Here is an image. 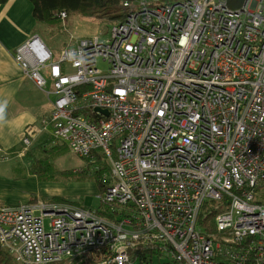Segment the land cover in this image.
I'll use <instances>...</instances> for the list:
<instances>
[{"label":"built area","instance_id":"built-area-1","mask_svg":"<svg viewBox=\"0 0 264 264\" xmlns=\"http://www.w3.org/2000/svg\"><path fill=\"white\" fill-rule=\"evenodd\" d=\"M123 5L109 39L72 35L58 59L39 34L16 50L39 88L51 80L54 137L112 161L100 199L123 216L1 206V244L21 264H264V0Z\"/></svg>","mask_w":264,"mask_h":264},{"label":"crops","instance_id":"crops-1","mask_svg":"<svg viewBox=\"0 0 264 264\" xmlns=\"http://www.w3.org/2000/svg\"><path fill=\"white\" fill-rule=\"evenodd\" d=\"M37 25L38 22L34 17V5L31 0H9L7 3L0 4V105L4 106L3 113H0V163L14 156L23 159L29 152H45L51 156L50 163L54 167L55 159L51 153L62 152L57 155L59 157L65 153L64 151L71 150L74 155L86 163L84 166L74 169L59 168L60 172L72 170L75 175H82L83 170H87L88 172H95V176L92 180L80 178L78 181H69V179L62 177L64 183H71V186L66 188L64 184L47 185L53 188V194H58L48 196L50 193L44 185L46 182L40 180L43 174L33 173L31 171L32 163L27 169V174L23 175L22 178L8 177L1 172L6 170L2 168L0 169V207L38 202L63 204L62 202H48L55 197H62L59 196L62 194L66 196L63 198L73 201V205L87 208L82 203L81 194L92 193L94 189L100 190L103 183V190L99 191L101 194L108 184L113 183L115 181L113 163L103 154L102 156L97 154V160L92 163V161L74 152L67 141L54 137L49 120L54 108L55 95L47 92L52 90V83L49 88L48 81L46 90L39 88L16 59L17 48L25 44L35 34ZM40 37L43 39L41 35ZM51 96L54 97L53 100ZM30 130L33 131V135L30 145L26 146L24 137ZM46 154L42 158L46 157ZM113 158H119L117 152ZM88 165L95 166V169H87ZM43 192L46 196L39 198L38 194L42 195ZM75 202H79L80 205ZM93 210L97 212V208ZM112 214L114 216L113 209ZM102 217L108 220H116L117 218L115 216ZM9 252L13 264H21L17 260V255L10 250ZM155 257L164 258L166 264H179L157 252H146L143 260H152L151 263H153ZM145 261L141 264H148Z\"/></svg>","mask_w":264,"mask_h":264},{"label":"rangeland","instance_id":"rangeland-1","mask_svg":"<svg viewBox=\"0 0 264 264\" xmlns=\"http://www.w3.org/2000/svg\"><path fill=\"white\" fill-rule=\"evenodd\" d=\"M176 0H173L174 2ZM130 10H126V13H128ZM119 24L116 22V20L113 21H98L93 19H85L84 16L79 15L77 13H71L69 17L66 20H63L61 23L56 25H48L46 23H38L37 28L35 30V34L39 33L43 39L46 41V43L49 45L51 50L54 53L55 59H58L60 56V53L62 49L70 42V37L72 35H85V36H93V35H99L102 40L109 39L111 35L112 28L114 25ZM101 67H106L105 63L100 64ZM45 72V70H44ZM48 87L50 88L51 80L49 79ZM52 100L54 99L53 96H51ZM63 155L57 157L54 156L53 159L55 163V166L53 167L54 174L50 176L49 179L46 178L45 174L40 177V180L44 183L46 186V189L49 191L48 196H54L58 194H53V188L48 187L47 185H62L66 186V188H69L71 186V183H64L63 178L60 176V169H74L79 168L85 165L86 161L83 159L77 157L74 155L71 150L64 151ZM102 150H98L97 154L99 156H102ZM45 152H29L23 159H20L18 157H11L7 161H3L0 163V169H6L2 170L1 172L11 178H22L23 175L27 174V169L29 165L35 164L37 159H40V157L45 156ZM90 164V163H89ZM32 166V165H31ZM11 167V168H10ZM19 168V169H18ZM60 168V169H59ZM93 168L95 169V166H89L87 169ZM93 173V172H91ZM66 181V180H65ZM56 182H62V183H56ZM46 194L43 192L42 195L38 194L39 198H44ZM62 197H66L65 195H59ZM82 203L87 208H100L102 203L100 199L99 189H94L92 193L89 194H81ZM212 207L211 205H208L207 207H204L202 209V212L199 216L198 225L200 227L205 228L204 219L208 215L209 212H211ZM114 216L117 218L122 217L123 215L119 212H114ZM48 223V220H47ZM147 261V262H146ZM146 263H149V260H146ZM137 262V263H136ZM135 264H141L140 262L136 261ZM152 264H166V260L164 258H158L155 257L153 259Z\"/></svg>","mask_w":264,"mask_h":264},{"label":"trees","instance_id":"trees-1","mask_svg":"<svg viewBox=\"0 0 264 264\" xmlns=\"http://www.w3.org/2000/svg\"><path fill=\"white\" fill-rule=\"evenodd\" d=\"M9 0H0V4L7 3ZM34 5V17L38 23H46L48 25H56L66 20L71 13H77L84 16L85 19H93L98 21H113L116 20L120 23L125 20L127 16L124 7V0H31ZM173 0H146V4L149 6L162 5L171 3ZM231 8H238L245 0H226ZM134 4V3H133ZM130 10V8L128 9ZM60 12H66V17L62 18L58 15ZM116 24V23H115ZM62 152H52L51 155L57 156ZM51 156L46 154V157L36 160L35 164H32L31 171L33 173L45 174L47 178H50L54 174L53 165L50 163ZM82 175L74 174L72 170L66 172H59L61 177L69 179V181H78L80 178L83 180H92L95 176V172L91 173L87 170H83ZM103 190V183L100 190ZM48 202H62L74 204L73 201L63 197H55L48 200ZM80 205L79 202H75ZM97 213L104 217H114L112 209L108 205L102 203L100 208H97ZM8 251V252H7ZM9 249L0 242V264H13ZM145 253L138 254L140 257V263L145 260ZM141 257H143L141 259ZM137 259V258H136ZM135 260V258H134ZM152 260L148 264L151 263Z\"/></svg>","mask_w":264,"mask_h":264},{"label":"clouds","instance_id":"clouds-1","mask_svg":"<svg viewBox=\"0 0 264 264\" xmlns=\"http://www.w3.org/2000/svg\"><path fill=\"white\" fill-rule=\"evenodd\" d=\"M3 111H4V106L0 105V113H3Z\"/></svg>","mask_w":264,"mask_h":264}]
</instances>
